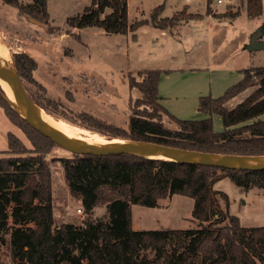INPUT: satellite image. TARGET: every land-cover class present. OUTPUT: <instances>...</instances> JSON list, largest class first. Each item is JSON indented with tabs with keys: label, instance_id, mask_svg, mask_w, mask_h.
<instances>
[{
	"label": "trees",
	"instance_id": "16d2710c",
	"mask_svg": "<svg viewBox=\"0 0 264 264\" xmlns=\"http://www.w3.org/2000/svg\"><path fill=\"white\" fill-rule=\"evenodd\" d=\"M1 2L52 29L48 0ZM245 6L249 19L264 14L263 0H245ZM178 15L159 19L155 12L150 20L131 24L127 0H93L82 13L67 18L66 24L79 30L96 28L106 34L127 35L144 24L170 30L179 23ZM13 60L20 78L34 83L37 63L33 58L22 53L13 55ZM139 74L140 78L132 79L130 86L138 89L142 97L132 105L127 131L113 132L112 127L85 112L78 115L80 123L70 120L71 123L109 139L147 141L204 153L264 155V121L260 119L264 115V66L246 69L243 79L223 96L200 98L199 112L219 115L222 132L214 130L212 117L179 120L158 103L161 70ZM250 87L256 90L248 98L233 109L227 108L228 101ZM33 101L54 115L49 108L51 100ZM154 102L177 125L176 129L165 125L161 114L153 112ZM0 106L31 143L28 147L10 133L9 149L0 152V246L8 244L13 259L27 264H264V227H243L220 204L222 199L228 207V196L214 189L216 182L229 177L244 191L264 190V172L186 165L134 155L73 154L70 158H50L57 145L30 126L1 96ZM55 161L64 169L70 196L86 215L83 222H56L52 173ZM176 194L194 199L193 228L135 227L132 205L157 207L161 200ZM100 204L106 206L104 217L94 216Z\"/></svg>",
	"mask_w": 264,
	"mask_h": 264
},
{
	"label": "rangeland",
	"instance_id": "374dc122",
	"mask_svg": "<svg viewBox=\"0 0 264 264\" xmlns=\"http://www.w3.org/2000/svg\"><path fill=\"white\" fill-rule=\"evenodd\" d=\"M82 4V0H50L48 10L53 27L49 29L0 0V36L11 64L15 67L13 55L16 54L23 53L33 58L37 63L33 72L34 83L24 78L20 80L32 100L37 98L44 103L53 102L49 108L55 112L54 115L44 112L71 134L110 141L107 135L71 123L70 120L80 123L78 115L84 112L112 127L113 132L127 131L132 105L142 97L138 89L130 86V81L139 79V73L147 70L162 71L159 83L161 102L158 103H162L168 113L187 121L212 117L214 130L222 132L224 126L219 115L199 112L200 98H219L243 79L246 69L264 66V50L249 56L239 53L248 31L253 36L264 26V14L256 19L246 17L245 0H223L222 3L209 0L206 13H191L188 9L175 13L179 14V23L167 30L173 36L179 35V27L186 22L202 19L183 27L179 41L164 39L150 28L117 35L100 34L102 30L96 28L79 30L69 27L67 18L74 16ZM133 4L132 0L131 6ZM184 4L189 8L202 7L203 1L167 0L164 15H173ZM133 14L132 11L131 18ZM244 14L242 19L238 18ZM255 90L256 87L244 90L227 102V108H235ZM153 112L161 114L165 125L176 129L177 125L170 121L156 102ZM260 119L264 121V115ZM10 128V133L31 147L30 141L17 126L11 124ZM3 139L4 142L0 140V151H7L8 137ZM72 156L58 145L50 154V158ZM52 173L57 224L83 222L86 215L83 210L78 213L80 204L69 194L60 162L52 163ZM214 189L228 196V207L222 199L220 204L230 216L237 217L243 227H264V190L253 188L244 191L229 177L216 182ZM194 202L188 196L176 194L161 200L157 207L132 205L133 223L139 230L193 228ZM105 215V205L95 208L94 216ZM9 224H13L11 216ZM5 238L8 239V236ZM0 249L3 264H27L12 258L8 244L1 245Z\"/></svg>",
	"mask_w": 264,
	"mask_h": 264
},
{
	"label": "water",
	"instance_id": "95a60500",
	"mask_svg": "<svg viewBox=\"0 0 264 264\" xmlns=\"http://www.w3.org/2000/svg\"><path fill=\"white\" fill-rule=\"evenodd\" d=\"M264 34V27L260 28L258 33L250 37L246 50L256 51L264 50V42L261 38ZM4 42L0 36V49L3 48ZM1 58V56H0ZM1 83L7 84L13 90L19 92L22 96L26 108L14 103L2 88ZM0 96L2 99L30 126L42 135L51 139L56 145L61 146L72 154L76 155H95V156H118L134 155L140 151L149 150L153 153L166 154L171 157L165 161H174L180 164L197 165L213 168H223L234 171L264 172V155L263 156H243L220 153H204L187 149H181L147 141H131L129 144H106L91 149L80 145L64 137L57 132L41 115L35 110L38 106L28 95L23 83L20 80L17 71L16 78L4 77L0 72ZM112 140V139H109ZM143 157V156H139ZM147 158V157H145ZM151 159V158H150ZM162 160V159H158Z\"/></svg>",
	"mask_w": 264,
	"mask_h": 264
},
{
	"label": "crops",
	"instance_id": "0c3cea01",
	"mask_svg": "<svg viewBox=\"0 0 264 264\" xmlns=\"http://www.w3.org/2000/svg\"><path fill=\"white\" fill-rule=\"evenodd\" d=\"M82 1H83V4L78 9L77 13H75L73 15H77L79 13H82L85 10L86 7L91 5L93 0H82ZM131 1L132 0H127L128 8H129V22L131 24L136 22V21L150 20L151 16L155 12H157V14H159L161 18H170L175 13L180 12V11H182L184 9H188V11L191 12V13H195V12L206 13L207 10H208V7L210 6L209 0H202L203 1V6L202 7H195L194 6L193 8H189L188 5L184 4L182 7H180L177 10H175V12H173V15L166 16V15H164V13H165V10H166V1L167 0H133L134 1L133 6H131ZM186 1L189 2L190 0H186ZM49 2H50V0H48V8H49ZM159 9H160V12L158 11ZM132 11L134 12L133 18H131L132 17L131 16ZM243 16L245 17V14L239 16L238 18L242 19ZM201 20L202 19L191 20L189 22H186L184 25L180 26L179 27L180 29H179V32H178L179 33L178 36H173V34L168 32L167 30L155 27L152 24H151V26H149V24H144L137 31H143V30H146V29L150 28V29L154 30L153 32L155 34L160 33V36H162L164 39L170 38V39H175V40L179 41L181 39L180 30H182L183 27L189 26L190 24H194V23L196 24V23H198ZM262 27H264V26H262ZM99 33L100 34H104L105 32L102 30ZM250 37H251V33L248 31L247 35L245 36V38L242 41L241 47L239 48V53H241V54L247 53L246 55L249 56V55H251L253 53H256L257 51H260V50H256V51H248V50H246V45L249 44ZM261 41H262V38H261ZM166 42H171V41L166 40ZM262 42H264V41H262ZM159 97H160V95H159ZM160 102H161V97H160ZM11 124H13V123L8 119V117L5 114L4 109L0 106V140L1 141L4 142L3 138L4 137H8V135L10 134L9 130L11 129L10 128ZM3 151H6V150H2L0 152H3Z\"/></svg>",
	"mask_w": 264,
	"mask_h": 264
},
{
	"label": "bare ground",
	"instance_id": "6f19581e",
	"mask_svg": "<svg viewBox=\"0 0 264 264\" xmlns=\"http://www.w3.org/2000/svg\"><path fill=\"white\" fill-rule=\"evenodd\" d=\"M0 56H1V58H0L1 75L4 77H9V78H16L17 77V70L15 69L13 64H11V59H10L9 53H8V51L4 45H3V48L0 49ZM1 85H2V88L4 89V91L6 92L7 96L14 103L20 105L23 108H26V105L23 102L22 96L19 92L13 90L12 88H10L5 83H1ZM35 110L41 115V117H43L44 120H46L61 135H63L64 137L70 139L71 141H73L75 143L86 146L88 148L94 149V148H97L99 146L106 145V144H129V143H131V141L127 142V141L118 140V139L105 141V140H102L99 138H91V137L85 138V137H81V136L71 134L68 131H66L65 129H63L61 127V125L56 120H54L52 117H49L48 115H46V113L44 112V110L42 108H39L38 106H36ZM136 154L139 156L147 157V158L162 159V160H165V159H168L171 157L170 155H166V154L153 153L149 150L140 151V152H137Z\"/></svg>",
	"mask_w": 264,
	"mask_h": 264
},
{
	"label": "built area",
	"instance_id": "2783aa9c",
	"mask_svg": "<svg viewBox=\"0 0 264 264\" xmlns=\"http://www.w3.org/2000/svg\"><path fill=\"white\" fill-rule=\"evenodd\" d=\"M219 1V3H222L223 2V0H218ZM78 213H82V210L81 209H78Z\"/></svg>",
	"mask_w": 264,
	"mask_h": 264
}]
</instances>
